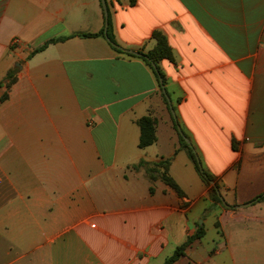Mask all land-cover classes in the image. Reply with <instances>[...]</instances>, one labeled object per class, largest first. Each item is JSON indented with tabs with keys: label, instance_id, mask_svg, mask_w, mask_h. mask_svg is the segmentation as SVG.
Returning <instances> with one entry per match:
<instances>
[{
	"label": "crops",
	"instance_id": "0c3cea01",
	"mask_svg": "<svg viewBox=\"0 0 264 264\" xmlns=\"http://www.w3.org/2000/svg\"><path fill=\"white\" fill-rule=\"evenodd\" d=\"M105 1L118 46L167 37L170 103L107 39L102 0H0V264H164L199 227L174 264H264V0ZM142 160H169L183 195Z\"/></svg>",
	"mask_w": 264,
	"mask_h": 264
},
{
	"label": "trees",
	"instance_id": "16d2710c",
	"mask_svg": "<svg viewBox=\"0 0 264 264\" xmlns=\"http://www.w3.org/2000/svg\"><path fill=\"white\" fill-rule=\"evenodd\" d=\"M101 35H104V32L101 33ZM82 37H92L94 35L92 34H84L80 35ZM153 38L156 40L157 44L155 48L150 51L147 54V58H144V61L148 65L152 67L154 72L156 73L157 77L159 76L163 79V75L161 74V71L159 67L157 66L159 62L162 60H173V51L172 48L170 47L167 37L164 36L161 32H154ZM107 39L113 43L114 42V37L112 33V23H111V18H108V27H107ZM63 41L64 39H60ZM56 40H53L51 42H55ZM48 44H46L47 46ZM42 47L38 49L36 52H39L41 50H44L45 47ZM118 52L122 53L121 51L117 50ZM156 64V69L153 67L152 64ZM16 82V77L13 76V73H9L5 85L7 87V90H9L12 85ZM8 98V95H5L2 97V101L6 100ZM140 129H141V136H140V142H139V147L141 149H144L148 146L153 145L156 140V125L157 122L155 119L151 117H144L139 120L138 122ZM180 143L181 146L186 148L188 150L189 157L194 164V167L196 171L198 172L199 176L205 183V185L209 188V198L212 201L213 204H222V199H221V193H220V187L218 183L216 182L215 178L210 175L202 166L201 162H198L196 153L194 152V149L186 144L184 141L183 137H180ZM170 161H161V162H156V163H147L145 161H140L137 165L134 166V168H145L146 173L151 181H153L156 178H160L163 180L167 185L175 189L179 195H183V192L179 188V186L175 183V181L168 175L169 173V163ZM151 192H153V188L150 189ZM256 200L262 201L264 200V194L258 196ZM204 234L203 227H199L197 233L191 237H188L187 241L178 247L174 254L170 256L164 264H174L177 260H179L186 252L187 248L197 239L201 238Z\"/></svg>",
	"mask_w": 264,
	"mask_h": 264
},
{
	"label": "water",
	"instance_id": "95a60500",
	"mask_svg": "<svg viewBox=\"0 0 264 264\" xmlns=\"http://www.w3.org/2000/svg\"><path fill=\"white\" fill-rule=\"evenodd\" d=\"M102 4H103L104 12H105V17H106L105 35H106V37H107L108 9H107V4H106V1H105V0H102ZM111 44H112V46H113L114 48H116V49H118V50H120V51H122V52H124V53L130 54V55H134V56H138V57H144V58H147V55H145V54H143V53H141V52H137V51L130 50V49H124V48L118 46V45L115 44V43H111ZM152 65H153V67L156 69V64L153 63ZM159 80H160V83H161V86H162L163 92H164L165 96L167 97V100H168L169 103H170V99H169L168 95L166 94V90H165V88H164L163 79H162L160 76H159ZM172 113L174 114L173 110H172ZM179 132L182 134V132H181L180 129H179ZM184 139H185V141L188 143V145H190L189 140H188L187 138H184ZM197 160H198V162H200L199 159H197ZM221 199H222V202L224 203V205H226L224 199H223L222 197H221ZM254 202H255V201H252V202L246 204L245 206H247V205H251V204H253Z\"/></svg>",
	"mask_w": 264,
	"mask_h": 264
},
{
	"label": "built area",
	"instance_id": "2783aa9c",
	"mask_svg": "<svg viewBox=\"0 0 264 264\" xmlns=\"http://www.w3.org/2000/svg\"><path fill=\"white\" fill-rule=\"evenodd\" d=\"M13 44L14 45L18 44V41L17 40H14Z\"/></svg>",
	"mask_w": 264,
	"mask_h": 264
}]
</instances>
